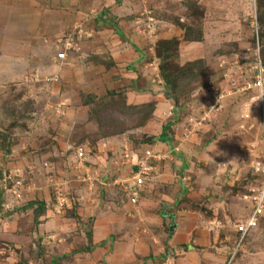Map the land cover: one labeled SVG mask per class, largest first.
<instances>
[{"label":"rangeland","instance_id":"rangeland-1","mask_svg":"<svg viewBox=\"0 0 264 264\" xmlns=\"http://www.w3.org/2000/svg\"><path fill=\"white\" fill-rule=\"evenodd\" d=\"M98 1L0 6V264H264V0Z\"/></svg>","mask_w":264,"mask_h":264},{"label":"built area","instance_id":"built-area-1","mask_svg":"<svg viewBox=\"0 0 264 264\" xmlns=\"http://www.w3.org/2000/svg\"><path fill=\"white\" fill-rule=\"evenodd\" d=\"M108 1V0H106ZM258 27V26H257ZM256 31V36L257 39L259 37L258 33V28L255 30ZM72 46L70 43L67 41L66 45L64 46L63 49L57 54L56 59L57 61L62 64L63 62L67 61L68 59V54L73 51ZM260 50V46H258V51ZM254 74L252 80L248 81L246 83V90L250 89H256L259 94L261 99L264 97V65L261 61V59H258L255 62L254 65ZM77 158L80 160H83L85 158V151L82 147L77 149L76 152ZM143 156L139 158V155L126 151L125 152V158L126 160H132V157L135 158L137 161L134 164V170L133 172L131 171V174L128 178L126 179H120V180H115V184L117 185H123L127 190H129V193H131L132 196V201L135 202L139 193V190L141 187L145 185L147 182V179L149 178V175L151 173V170H153L152 166L149 165L147 160L149 158H155L157 157L156 155L152 153V151H147L145 154H142ZM140 160H139V159ZM256 171H262L264 174V166L262 167H255ZM4 176V183L6 182V173H3ZM19 195V194H18ZM245 199L250 202V208L248 210V213L246 217L241 220L239 223L235 225V231L239 236L238 239V246L241 245V243L244 241V239L251 233V231L256 228L259 225L261 216L264 214V183L263 186H261L258 189H253L251 190L250 194L245 196Z\"/></svg>","mask_w":264,"mask_h":264},{"label":"crops","instance_id":"crops-1","mask_svg":"<svg viewBox=\"0 0 264 264\" xmlns=\"http://www.w3.org/2000/svg\"><path fill=\"white\" fill-rule=\"evenodd\" d=\"M243 1H245L247 4L245 7H246V12L248 13L249 8L252 9L253 6L250 4V0H243ZM98 3H99L98 0H0V6H99ZM48 19L51 20L50 17ZM206 19H208V17ZM215 36H216V32H215ZM242 36L245 35L242 34L241 37ZM111 168L109 166V168L106 169V171L103 170L104 177L107 174L114 173L113 169ZM104 188L106 187L104 186Z\"/></svg>","mask_w":264,"mask_h":264},{"label":"trees","instance_id":"trees-1","mask_svg":"<svg viewBox=\"0 0 264 264\" xmlns=\"http://www.w3.org/2000/svg\"><path fill=\"white\" fill-rule=\"evenodd\" d=\"M167 83L169 84V80H167ZM169 125L165 126L163 128V132H162V137L160 138V140H162L163 142H169V138H168V135L165 133L167 131V129H169ZM35 203L31 202L30 205H33ZM41 207L43 208V205L41 204Z\"/></svg>","mask_w":264,"mask_h":264}]
</instances>
